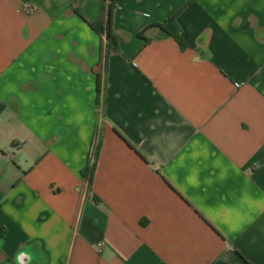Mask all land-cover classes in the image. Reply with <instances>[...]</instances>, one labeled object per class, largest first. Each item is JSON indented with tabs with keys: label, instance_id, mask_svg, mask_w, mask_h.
<instances>
[{
	"label": "crops",
	"instance_id": "0c3cea01",
	"mask_svg": "<svg viewBox=\"0 0 264 264\" xmlns=\"http://www.w3.org/2000/svg\"><path fill=\"white\" fill-rule=\"evenodd\" d=\"M103 6L0 0V264H264V0Z\"/></svg>",
	"mask_w": 264,
	"mask_h": 264
},
{
	"label": "trees",
	"instance_id": "16d2710c",
	"mask_svg": "<svg viewBox=\"0 0 264 264\" xmlns=\"http://www.w3.org/2000/svg\"><path fill=\"white\" fill-rule=\"evenodd\" d=\"M116 8H117V0H104L102 19L97 23L90 24L93 30L96 31L101 37L105 36L108 47L110 49L112 48L111 50L114 52H117L119 50L118 40L116 36L114 35V31H113L114 13H115ZM179 13L175 14L174 16L170 17L169 19L163 22L153 23L147 26L139 34L140 37L145 38L146 32L156 28L160 30L164 36L174 38L180 45V48L182 50H185L187 48V43L185 42L183 38L184 33L181 30V28L178 26L177 21H176ZM145 40L148 41V39L146 38ZM111 50L106 51V53L104 54V60L106 64H107L108 59L110 58ZM95 172H96V163H94L93 165H88V167L83 172V176L89 180L90 188L94 180Z\"/></svg>",
	"mask_w": 264,
	"mask_h": 264
},
{
	"label": "built area",
	"instance_id": "2783aa9c",
	"mask_svg": "<svg viewBox=\"0 0 264 264\" xmlns=\"http://www.w3.org/2000/svg\"><path fill=\"white\" fill-rule=\"evenodd\" d=\"M98 146V135H96L95 139H94V143H93V147H92V152H91V157L92 159H94L95 157V153H96V149ZM102 244H98V248L100 249V251H102Z\"/></svg>",
	"mask_w": 264,
	"mask_h": 264
}]
</instances>
